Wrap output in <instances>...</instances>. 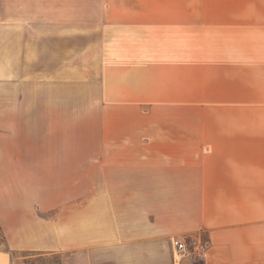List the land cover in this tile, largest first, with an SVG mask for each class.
<instances>
[{
    "label": "crops",
    "instance_id": "crops-1",
    "mask_svg": "<svg viewBox=\"0 0 264 264\" xmlns=\"http://www.w3.org/2000/svg\"><path fill=\"white\" fill-rule=\"evenodd\" d=\"M150 4L0 19V264H264V15Z\"/></svg>",
    "mask_w": 264,
    "mask_h": 264
},
{
    "label": "rangeland",
    "instance_id": "rangeland-1",
    "mask_svg": "<svg viewBox=\"0 0 264 264\" xmlns=\"http://www.w3.org/2000/svg\"><path fill=\"white\" fill-rule=\"evenodd\" d=\"M117 1V0H0V19L6 20L10 16L31 17L33 21L32 30H39L43 24V17H60L64 20H70L77 11L82 15L83 10H89V15L95 17L98 21L102 16V2ZM203 1L211 3V5L221 4L224 6H235L239 10L241 21L246 22L249 15L257 17L264 15V0H123V2L137 3V5H151L157 3L161 15H171L174 10V5H185L187 14L191 15L193 22L198 23L200 17V6ZM261 4L263 5L261 7ZM89 8L84 9V7ZM260 5V6H259ZM80 6L78 9L75 7ZM139 9V8H137ZM227 10L228 8H224ZM147 10H151L148 8ZM88 14V13H86ZM62 19V20H63ZM64 27H71L72 23L59 24ZM47 26H53L48 24ZM0 244L4 245V238L0 233ZM15 264H61L64 257L62 254H45V253H13Z\"/></svg>",
    "mask_w": 264,
    "mask_h": 264
},
{
    "label": "built area",
    "instance_id": "built-area-1",
    "mask_svg": "<svg viewBox=\"0 0 264 264\" xmlns=\"http://www.w3.org/2000/svg\"><path fill=\"white\" fill-rule=\"evenodd\" d=\"M172 262L173 264H187L189 259L198 261L205 255L208 247V241L201 235L181 240H174Z\"/></svg>",
    "mask_w": 264,
    "mask_h": 264
},
{
    "label": "trees",
    "instance_id": "trees-1",
    "mask_svg": "<svg viewBox=\"0 0 264 264\" xmlns=\"http://www.w3.org/2000/svg\"><path fill=\"white\" fill-rule=\"evenodd\" d=\"M0 233L2 234V229H1V226H0ZM4 238V237H3Z\"/></svg>",
    "mask_w": 264,
    "mask_h": 264
}]
</instances>
